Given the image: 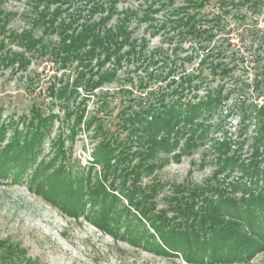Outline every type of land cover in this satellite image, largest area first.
Masks as SVG:
<instances>
[{"label":"rangeland","instance_id":"374dc122","mask_svg":"<svg viewBox=\"0 0 264 264\" xmlns=\"http://www.w3.org/2000/svg\"><path fill=\"white\" fill-rule=\"evenodd\" d=\"M262 1L257 12L243 6L223 16L221 31L229 37V53L236 55L225 58L232 71L220 78L202 61L201 47L221 45V34L210 42L183 35L189 13L199 29L211 25L219 11L214 0L203 9L189 0H0L5 12L0 20L5 27L0 29V157L13 141L23 144L37 128L43 133L33 148L42 170L36 186L30 182L33 171H23L15 181L21 166H0L6 171L0 173V264H201L180 253H157L146 242L152 235L158 239L154 220L181 219L178 208L192 190L221 185L230 192L235 184L249 183L240 165L216 172L223 163L218 159L223 140H243L242 158L251 151L256 121L243 118L240 100H255L252 86L264 64ZM45 10L48 18L56 14L50 24L42 21ZM174 21H181L179 27ZM88 25L95 33L87 32ZM78 34L85 37L79 52L68 53ZM93 34L108 38L104 48H93ZM201 74L203 82L197 80ZM87 82L97 84L88 91ZM216 87H222L221 96L214 93ZM207 101L194 123L181 126L188 137L194 133L190 150H183V136L174 152L160 150L147 158L150 166L139 177L127 174L123 163L94 160L104 133L119 141L128 136L118 126L120 111L132 115L161 102L189 106ZM47 178V193L54 197L52 186L57 190L54 199L40 192L38 183ZM81 186L85 199L70 194ZM91 191L97 201L90 203ZM108 206L105 212L113 219L106 223L100 218ZM115 218L119 225L114 226ZM138 237L143 240L136 244ZM228 264H264V250Z\"/></svg>","mask_w":264,"mask_h":264},{"label":"trees","instance_id":"16d2710c","mask_svg":"<svg viewBox=\"0 0 264 264\" xmlns=\"http://www.w3.org/2000/svg\"><path fill=\"white\" fill-rule=\"evenodd\" d=\"M193 1V2H192ZM193 7L197 9H203L204 6L210 4L212 0H189ZM215 7L219 9L218 12L214 11L212 15L213 24L203 25L196 27L195 23L191 20L194 19V13L186 15L184 20L188 30L183 32V35L193 34L195 37L206 41H212L215 36L221 34V45L215 46H202L201 52L204 53L205 61H208V66L211 70L213 77L223 78L228 76L232 71L230 63H227L225 58L234 57L235 51L229 53V47L231 45L229 37L226 33L222 34V20L223 16L227 15L231 8L235 10H241L243 6H247L250 10L257 12L262 4V0H214ZM42 21L45 24L53 22L55 12L51 13L48 18L46 15L48 12L40 11ZM5 12L0 10V20L4 17ZM1 15L3 17H1ZM45 17V18H44ZM71 20V19H70ZM206 20V18H205ZM6 22V21H5ZM179 22L174 21V27H179ZM61 25V24H60ZM206 26V27H203ZM89 28V29H88ZM0 29H4L1 26ZM91 30V26H87V32ZM95 33L94 31H92ZM100 34H93L91 36L92 46L96 50L100 47L104 48L103 43L106 39H103ZM15 35H9V38H15ZM29 41L35 42V39L31 38L28 33L23 34ZM110 36V34H107ZM219 36V37H220ZM85 37L75 35L72 44V49L67 50L68 53L76 54L80 49V43ZM264 43V35L261 39V44ZM263 45V44H262ZM93 52V51H91ZM232 54V55H231ZM234 61V58H231ZM199 71L198 74H200ZM182 76V75H181ZM196 75H193V78ZM197 80L204 81L202 74L197 77ZM190 81V80H189ZM188 81V82H189ZM79 86L82 83H78ZM84 84V83H83ZM97 83L87 82V90L91 91ZM78 86V85H77ZM180 88H184L183 84ZM254 94H256L255 100L252 103H248L246 100H240L243 106V118L254 119L256 121V131L252 137L250 144L251 151L248 158H242L240 152H242L241 145L244 146V141L236 139L223 140L219 143L218 149L221 151L218 157L221 160L222 166L216 172V176L226 169L230 164L240 165L243 169V173H246L249 177V183H240L233 185L232 190L229 192L228 189L218 185L216 187H210L207 189H194L192 190L191 197L188 196V200L178 208L179 217L181 219L177 223L171 221H160L154 220L152 222L155 232L158 234V239L152 235V237L146 242L147 248H150L157 253L163 255H175L177 253L185 256V259L190 263H201V264H228L232 262H244L250 260L255 253L264 250V64L262 63L259 68L258 74L254 79V85L252 86ZM222 87H216L214 93L218 96L222 95ZM208 102L199 104H178L171 103L164 104L161 102L158 106H163L161 109L158 108L157 104L150 105L148 110L142 109L141 111L133 112V114L126 113V110L120 111V121L118 126L128 132V136L119 141L116 138H111L113 133H104L105 139L97 148L94 160L99 163L109 164L111 161H115L119 164L123 163L124 168L127 170V174H132L139 177L143 173L144 168L150 165L146 163V159L154 156L155 153L160 150H164L166 154L174 152V148L179 146L180 139L186 136V145L183 150L189 149L191 144L195 143L191 135L185 133L181 126H185L186 123H194L196 112L204 110L208 107ZM200 106L202 108H200ZM199 107V108H198ZM189 110L191 112L189 113ZM198 110V111H197ZM40 124L45 122L39 121ZM42 124V125H43ZM100 129H104L103 125L100 124ZM105 130V129H104ZM195 128L191 129L194 131ZM36 136L26 138L21 144L20 140L17 139L10 144L9 148L1 155L2 163L0 166L17 164L21 166V170L14 173L15 181L22 178L23 171H33L32 179L33 184L37 185L36 178L39 176L38 171H42L39 166L36 167L37 156L33 151L35 144L40 142L41 133L40 128H37ZM109 136H108V135ZM194 137V136H193ZM135 144H138L137 147ZM236 149L234 150V146ZM190 150V149H189ZM136 156L139 157V162L133 167L130 166L131 161ZM180 156V155H179ZM178 156V157H179ZM1 168V167H0ZM3 169V168H1ZM2 172V173H1ZM126 172V171H125ZM1 174H5L6 171H0ZM0 174V176H2ZM21 177V178H20ZM33 177V178H32ZM46 179L44 183L39 182L38 186L44 195L54 199L57 197L55 192L57 191L52 186L51 197L47 192L49 189H45L48 186ZM66 187L62 194L68 193ZM93 190V189H92ZM241 191L242 194L237 196V192ZM93 191L88 192L91 196L87 198L92 200L91 202L97 201L92 195ZM71 195L77 196L78 199H85L82 186L70 192ZM62 195V196H63ZM69 200H73L68 195ZM199 198L201 202L197 199ZM196 199V200H195ZM201 203V206L197 208V204ZM105 205L107 202H103ZM78 207L74 206L73 209L79 211ZM105 207L104 212L109 210ZM104 216V217H103ZM100 218L103 222L112 221L113 217L109 216L106 212L105 215ZM178 217V218H179ZM117 222L115 225H119L120 221L115 218ZM161 220V219H160ZM151 225V226H152ZM129 227V226H127ZM118 232V231H117ZM132 228L128 229L127 233L132 234ZM139 241L134 242L137 244L143 237H138ZM1 244V243H0ZM151 246V247H148ZM10 256V251H8ZM7 258V257H4ZM10 264H14V261H10Z\"/></svg>","mask_w":264,"mask_h":264}]
</instances>
